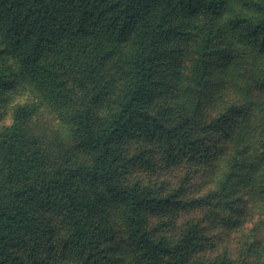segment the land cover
<instances>
[{
	"label": "trees",
	"instance_id": "16d2710c",
	"mask_svg": "<svg viewBox=\"0 0 264 264\" xmlns=\"http://www.w3.org/2000/svg\"><path fill=\"white\" fill-rule=\"evenodd\" d=\"M244 59L264 0H0V264L260 263L213 234L264 194V117L217 178Z\"/></svg>",
	"mask_w": 264,
	"mask_h": 264
},
{
	"label": "rangeland",
	"instance_id": "374dc122",
	"mask_svg": "<svg viewBox=\"0 0 264 264\" xmlns=\"http://www.w3.org/2000/svg\"><path fill=\"white\" fill-rule=\"evenodd\" d=\"M189 51V52H188ZM186 55H190L192 59V53L189 49H186ZM186 57V56H185ZM241 72L244 77L235 74V70H230L229 83L230 89L228 93L226 92L225 101L230 102L237 99L240 96L241 87H245L247 83L251 80L247 78V74L256 75L260 77L264 75V65L259 63L254 65L251 59H244L242 63ZM217 77V76H215ZM23 94V95H22ZM20 94L18 99L24 98V93ZM252 111L249 115L248 121L244 123L243 129L234 128L232 132L233 135H226L223 137L224 145L222 146L221 159L217 165V178H220L226 171L227 166L230 162V157L234 153L236 147H241V149L248 151L247 148L251 146L252 135L249 133L251 125L258 123L263 120L264 117V91L261 93H256V96L252 97ZM217 108L209 104H206V111L210 117L217 115ZM211 111V112H210ZM239 134V135H237ZM248 155L249 152H247ZM245 173V172H243ZM242 174V173H241ZM244 175V174H242ZM257 175V174H256ZM245 179L244 177H239L235 183H240ZM197 181V179L195 180ZM244 181L241 182V185ZM245 190L243 186L240 190L241 192ZM246 191V190H245ZM264 194L261 195L255 193V191H250L242 195L243 201L247 206L245 214L241 219V222L237 224L238 226H233L230 224H221L217 222V219L213 223H219L217 228L213 230V234L217 240L220 241L221 247L227 246L232 250L235 255L245 256L257 260L258 257L261 264L264 263ZM254 251V252H253ZM249 254L250 256H247Z\"/></svg>",
	"mask_w": 264,
	"mask_h": 264
}]
</instances>
